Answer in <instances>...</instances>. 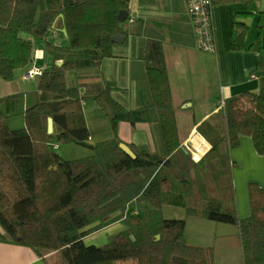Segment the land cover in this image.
Masks as SVG:
<instances>
[{
	"label": "trees",
	"instance_id": "1",
	"mask_svg": "<svg viewBox=\"0 0 264 264\" xmlns=\"http://www.w3.org/2000/svg\"><path fill=\"white\" fill-rule=\"evenodd\" d=\"M258 1L211 0L212 20L214 5L242 3L246 8L242 16H248L258 12ZM128 5L129 0H0V78L10 81L17 69L28 71L37 43L53 57L38 75L37 90L23 110L25 127L10 129L4 120L17 111L20 95L0 98V239L30 246L50 264L47 250L57 252L59 264H212L210 248L186 242L184 220L162 216L161 208L167 204L237 225L242 254L237 264H264L263 187L248 184L250 214L245 218L235 212L232 187L231 211L187 205L180 187L186 180L179 179L176 170L175 156L182 149L162 40L134 38L125 24L128 16L120 21L125 11L129 12ZM233 26L231 47L241 48L246 27L240 23ZM62 29L67 45L58 46L47 39L50 32L63 33ZM115 35L124 37L122 45L130 36L134 38L133 47H137V60L144 71L145 90L133 109L113 98L109 82L70 85L66 80L68 71L99 68L103 60L116 57ZM250 48L260 58L259 91L224 100L221 130L210 122L198 126L211 144L199 162L190 159L192 186L202 193H206L202 181L208 172L216 183L221 174L230 176L228 151L238 145L241 136L251 137L256 152L264 156V27ZM62 58L65 62L58 64ZM86 100L95 101L106 111L112 138L94 145L86 142ZM48 117L53 119L52 133L47 131ZM120 121L131 126L152 123L158 150L149 152L129 144L136 157L126 154L119 147ZM53 140L89 146L92 154L62 159L54 151L57 143H51ZM224 188L223 196L228 195ZM192 195L193 190L188 194L190 199ZM114 213L117 215L109 218ZM114 221L124 222L126 228L105 245L84 243L85 236Z\"/></svg>",
	"mask_w": 264,
	"mask_h": 264
},
{
	"label": "crops",
	"instance_id": "2",
	"mask_svg": "<svg viewBox=\"0 0 264 264\" xmlns=\"http://www.w3.org/2000/svg\"><path fill=\"white\" fill-rule=\"evenodd\" d=\"M128 6V18L131 17L133 21L127 20V26L135 36L134 38H159L162 40L181 147L190 149V146L198 145L193 141V131L195 130L198 132L196 136L203 138L208 144V146L203 145L206 147L202 153L203 157L210 149L211 144L199 132L200 123L210 122L217 126L216 118L218 116H221L223 121L220 112L221 101L238 96L243 92L255 93L259 91L260 58L258 52L250 47L257 41L260 29L264 27V17L259 13H264V0L258 1V12L248 16H242V12L246 11L242 3L214 5L212 15L216 49L210 53L202 52L196 46V34L184 0H129ZM234 23H240L246 27L243 32V46L237 49L231 47ZM49 36L58 46H62L59 39L66 38L64 33L58 31L49 33L47 39L51 40ZM134 38L130 36L126 45L117 43L114 47L116 57L103 60L99 68H83L76 72L73 70L74 74L70 76L69 81L67 80L68 84L84 81L109 82L113 86V98L128 109L135 108L140 103V97L143 94L141 91L145 89L143 87L144 71L137 60V47L136 45L133 47ZM64 45L66 44L64 43ZM65 60L66 58H62L56 62L60 64ZM52 62V55L45 51L43 45L37 43L34 60L29 69L33 67L45 69ZM19 71H23L21 77L25 76L27 68L17 69L15 73ZM0 80V98L18 93L16 90H13L12 93L2 90L6 88V84L2 83L4 80L1 78ZM191 114H193L195 123L187 133H182L178 125V116L186 115L192 118ZM153 130L154 126L149 122H137L135 126H131L127 121H120L117 135L121 142L128 146L134 144L146 147L149 152H156L158 143ZM112 136L111 134L110 137ZM183 151H185L184 148ZM229 157L232 162V180L239 206L243 198L242 211L244 212L242 213L240 210L239 216L246 217L250 213L248 184L256 182L264 188V156L256 152L251 137L243 135L240 137L238 145L229 150ZM246 203L249 212L248 207L245 209ZM115 215L117 213L110 215L109 218ZM118 222L120 221L110 222L89 235L112 230L111 228L115 227L112 225ZM113 233H115L114 230L110 232L109 237ZM89 235L85 236L83 240ZM103 237H106V241L109 238L105 235ZM0 264L50 263L46 258L39 256L30 246L18 244L9 239H0Z\"/></svg>",
	"mask_w": 264,
	"mask_h": 264
},
{
	"label": "rangeland",
	"instance_id": "3",
	"mask_svg": "<svg viewBox=\"0 0 264 264\" xmlns=\"http://www.w3.org/2000/svg\"><path fill=\"white\" fill-rule=\"evenodd\" d=\"M128 21L125 22L127 25ZM50 39L51 36H49ZM60 43L67 45L68 39L65 37H61L59 39ZM205 52V51H202ZM210 53V52H209ZM76 72V70H75ZM21 73L23 71L16 72L14 74V79L12 82H2L6 84V88L2 89L5 92H14L15 90L19 94V101L17 111L14 114H8L5 116L4 120L10 129H21L25 127V120L23 115V110L26 108L28 102L30 103L35 91L37 90L38 83V75H34L32 77L22 76ZM74 74V71L66 72V80H70V76ZM78 77V76H77ZM1 81V80H0ZM76 84V83H74ZM15 88V89H14ZM192 89V88H190ZM14 90V91H13ZM84 115L86 118V124L89 130V138L86 142L90 145H94L100 141L110 139V135L112 133L109 118L106 115V111L101 109L98 104L93 100H86L83 104ZM221 112V111H220ZM192 113V111H190ZM190 116H178V125L180 131L182 133H187L188 130L195 123L193 120V114ZM218 122V127L223 128L222 117L218 116L216 118ZM222 121V122H221ZM154 131V130H153ZM156 131H154L155 137L157 136ZM110 137V138H109ZM195 137V136H194ZM157 140V137H156ZM51 143H57V147L54 151L62 158L66 160L79 159L82 157H86L92 154V150L89 146L79 145L74 142H61L53 140ZM158 143V142H157ZM159 146V145H158ZM193 149V146H190ZM146 148V147H144ZM184 147H181L182 151L177 152L175 158L177 161V172H180L179 179H185V186H180L182 192L185 193L187 205L197 209H208V210H232V202H231V188L232 194H234L235 202V212L237 213L239 218L240 210L243 209V198L242 202L240 201V206L237 201V194L234 188L233 180H232V170H230V176L221 174V178L218 183L214 182L211 174L208 172L203 179V185L206 186V193L200 192L195 186H192L191 173L193 172V160L191 159L188 152L183 151ZM158 150V148H157ZM184 152V153H183ZM229 153V151H228ZM192 161H191V160ZM200 161V160H199ZM197 161V162H199ZM183 168V169H182ZM230 168V166H229ZM231 169V168H230ZM183 171V172H182ZM182 174V175H181ZM213 181V183H212ZM231 181V184H230ZM256 183V182H255ZM189 184V185H188ZM223 187V188H222ZM228 195L223 196V191L225 190ZM262 187V186H261ZM193 190L192 199L189 198L188 194ZM235 190V191H234ZM194 198V200H193ZM201 200V201H198ZM248 205L246 203L245 209H247ZM227 208V209H226ZM249 212V207H248ZM132 214H136V210L131 212ZM161 213L164 218L168 219H182L185 222L184 226V236L185 240L189 245L201 246L204 248H210L213 253L212 264H237L242 260L241 247L239 242V231L238 227L235 224L227 223V222H219L214 220H209L199 214H190L187 211L186 207L182 206H172V205H163L161 208ZM250 213L246 217L249 216ZM114 228L109 231L97 232L95 234L89 235L84 239V243L86 245H95V246H103L110 239V232L115 231L111 236L115 235L118 232L123 231L126 228L124 222L120 221L117 224H114ZM0 230L2 231L1 227ZM108 234V235H106ZM109 237L106 241V237ZM45 255L50 260L51 264H59V260L57 257V252L47 250L45 251Z\"/></svg>",
	"mask_w": 264,
	"mask_h": 264
},
{
	"label": "built area",
	"instance_id": "4",
	"mask_svg": "<svg viewBox=\"0 0 264 264\" xmlns=\"http://www.w3.org/2000/svg\"><path fill=\"white\" fill-rule=\"evenodd\" d=\"M184 2L196 34L197 48L200 51L214 52L216 43L214 23L211 16V0H184ZM128 21L132 22L133 19L129 17ZM42 71L43 69L40 67H33L26 72L25 76L32 77L39 75ZM223 105L224 101H221V107ZM197 134L198 132L194 130L193 135L196 136ZM56 147L57 144L54 145V148ZM184 150L189 153L191 159L195 162L199 161L202 157L203 151H200L197 146H193V149L191 147L190 149L184 147Z\"/></svg>",
	"mask_w": 264,
	"mask_h": 264
},
{
	"label": "water",
	"instance_id": "5",
	"mask_svg": "<svg viewBox=\"0 0 264 264\" xmlns=\"http://www.w3.org/2000/svg\"><path fill=\"white\" fill-rule=\"evenodd\" d=\"M60 16H61V15H60ZM127 16H128V11H125L124 16L120 19V21L123 22V21L127 18ZM62 32H63L64 34H66L65 29H62ZM113 40H114L116 43H122V41H123V37H122L121 35H115V36L113 37ZM53 130H54L53 119H52V117H48V119H47V131H48V133H52ZM119 147H120V148H121L126 154H128L130 157H132V158H135V157H136L134 151H133V150H132V149H131L126 143H124V142H120V143H119Z\"/></svg>",
	"mask_w": 264,
	"mask_h": 264
},
{
	"label": "bare ground",
	"instance_id": "6",
	"mask_svg": "<svg viewBox=\"0 0 264 264\" xmlns=\"http://www.w3.org/2000/svg\"><path fill=\"white\" fill-rule=\"evenodd\" d=\"M193 141H194L195 144H198L196 146L200 149V151H203L206 148V147H203V145L204 146H206V145L208 146V144L205 142V140L203 138L199 137V136H195Z\"/></svg>",
	"mask_w": 264,
	"mask_h": 264
}]
</instances>
